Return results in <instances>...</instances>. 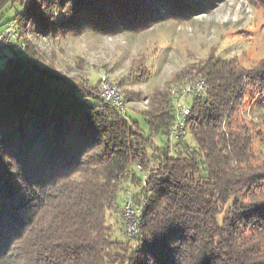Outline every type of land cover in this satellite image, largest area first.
I'll return each instance as SVG.
<instances>
[{
	"label": "trees",
	"instance_id": "trees-1",
	"mask_svg": "<svg viewBox=\"0 0 264 264\" xmlns=\"http://www.w3.org/2000/svg\"><path fill=\"white\" fill-rule=\"evenodd\" d=\"M201 2L0 0V28L15 19L26 42L0 65V264H264V162L241 111L264 91L263 58L245 66L215 49L184 69L205 79L208 97H192L186 134L172 143L170 82L140 110L146 135L26 37L28 23L49 37L141 30L206 9ZM128 187L144 200L133 241L114 237L108 218L124 231L117 201Z\"/></svg>",
	"mask_w": 264,
	"mask_h": 264
},
{
	"label": "rangeland",
	"instance_id": "rangeland-1",
	"mask_svg": "<svg viewBox=\"0 0 264 264\" xmlns=\"http://www.w3.org/2000/svg\"><path fill=\"white\" fill-rule=\"evenodd\" d=\"M201 4L207 8L201 7L188 17H164L141 30L84 29L49 37L28 23L26 37L34 51L70 78L98 88L100 76L108 75L128 95L126 116L137 121L148 135L140 110L147 108L152 90L168 82L170 89L179 84L185 78L181 77L184 69L203 60L210 51L217 49L221 58L238 57L245 66L264 59V0H203ZM187 99L191 102L192 98ZM241 111L244 120L257 130L252 145L254 160L264 162V91L247 96ZM161 139L152 138L150 152L161 145ZM170 141L176 138L170 137ZM132 168L137 172L136 164ZM261 191L264 193V183ZM123 197L118 195L119 204ZM108 218L114 237L125 240L120 217L114 214Z\"/></svg>",
	"mask_w": 264,
	"mask_h": 264
},
{
	"label": "built area",
	"instance_id": "built-area-1",
	"mask_svg": "<svg viewBox=\"0 0 264 264\" xmlns=\"http://www.w3.org/2000/svg\"><path fill=\"white\" fill-rule=\"evenodd\" d=\"M25 40L20 36V30L15 19L6 22L0 28V65L14 56L23 54ZM98 93L102 99L126 115V106L122 92L114 81L106 74L99 79ZM174 103V121L170 128L171 137H181L186 134V121L191 112V102L188 97H208L207 85L203 77H185L179 84L170 89ZM143 185L145 181L143 180ZM144 200H136L134 190L127 188L123 197L122 218L124 221L125 237L128 241L135 239L143 215Z\"/></svg>",
	"mask_w": 264,
	"mask_h": 264
}]
</instances>
